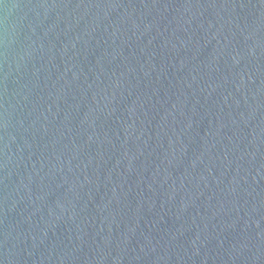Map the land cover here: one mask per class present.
Here are the masks:
<instances>
[{
  "label": "water",
  "instance_id": "95a60500",
  "mask_svg": "<svg viewBox=\"0 0 264 264\" xmlns=\"http://www.w3.org/2000/svg\"><path fill=\"white\" fill-rule=\"evenodd\" d=\"M0 264H264V0H0Z\"/></svg>",
  "mask_w": 264,
  "mask_h": 264
}]
</instances>
